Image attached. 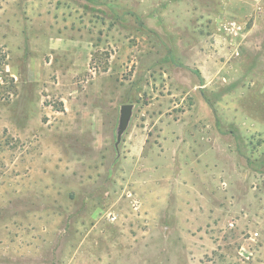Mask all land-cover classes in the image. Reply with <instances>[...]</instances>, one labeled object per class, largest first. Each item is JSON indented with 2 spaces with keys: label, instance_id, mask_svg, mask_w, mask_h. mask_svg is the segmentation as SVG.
Masks as SVG:
<instances>
[{
  "label": "rangeland",
  "instance_id": "obj_1",
  "mask_svg": "<svg viewBox=\"0 0 264 264\" xmlns=\"http://www.w3.org/2000/svg\"><path fill=\"white\" fill-rule=\"evenodd\" d=\"M0 264H264V0H0Z\"/></svg>",
  "mask_w": 264,
  "mask_h": 264
},
{
  "label": "water",
  "instance_id": "obj_2",
  "mask_svg": "<svg viewBox=\"0 0 264 264\" xmlns=\"http://www.w3.org/2000/svg\"><path fill=\"white\" fill-rule=\"evenodd\" d=\"M131 116H132V105L126 104V105L122 106L121 119H120V129L118 132V142H120L123 133L126 131L128 125H129Z\"/></svg>",
  "mask_w": 264,
  "mask_h": 264
},
{
  "label": "trees",
  "instance_id": "obj_3",
  "mask_svg": "<svg viewBox=\"0 0 264 264\" xmlns=\"http://www.w3.org/2000/svg\"><path fill=\"white\" fill-rule=\"evenodd\" d=\"M195 74L198 76V77H201V73L199 71H195Z\"/></svg>",
  "mask_w": 264,
  "mask_h": 264
}]
</instances>
